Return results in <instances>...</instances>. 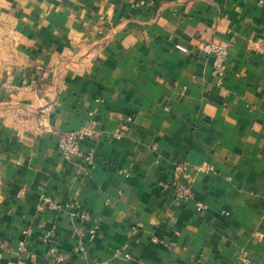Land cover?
<instances>
[{"label": "crops", "instance_id": "crops-1", "mask_svg": "<svg viewBox=\"0 0 264 264\" xmlns=\"http://www.w3.org/2000/svg\"><path fill=\"white\" fill-rule=\"evenodd\" d=\"M0 264H264V0H0Z\"/></svg>", "mask_w": 264, "mask_h": 264}, {"label": "built area", "instance_id": "built-area-1", "mask_svg": "<svg viewBox=\"0 0 264 264\" xmlns=\"http://www.w3.org/2000/svg\"><path fill=\"white\" fill-rule=\"evenodd\" d=\"M176 47L181 51H186V49L182 46ZM231 47V40H211L199 44L200 51L211 57V72L212 75L218 79V81L221 80L225 74L228 55ZM49 116L50 112L46 108L39 112L40 130L50 131V126L48 124ZM129 119L130 118H128V120ZM96 125L97 122L93 119H90L89 125L87 127H83L75 131L64 132L59 135L58 147L65 159L70 160L80 154L82 142L94 136ZM196 170L203 173H209L213 171V167L209 164H202L197 166ZM192 180V173L188 171L185 165L179 164L174 168L172 173V181L170 183L164 184L163 188L172 190L175 193L176 198L182 201H193L195 209L201 212L204 210L205 206L195 200L192 188ZM41 201L40 208L45 205L50 206L53 209H58L61 207L54 200L46 196H42ZM78 215L84 221L90 220V214L88 212H80ZM136 231V226H133L132 232L136 233ZM88 233L90 238H93L95 228H91ZM113 254L116 257L129 259L131 257L130 246L128 244H124L123 246L117 247ZM51 256L56 262H60L62 260L61 256L55 254L54 251H51Z\"/></svg>", "mask_w": 264, "mask_h": 264}]
</instances>
